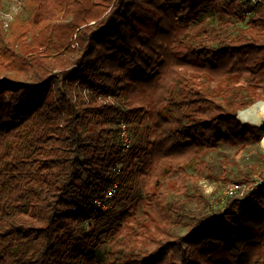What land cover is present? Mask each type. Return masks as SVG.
<instances>
[{"label": "trees", "instance_id": "16d2710c", "mask_svg": "<svg viewBox=\"0 0 264 264\" xmlns=\"http://www.w3.org/2000/svg\"><path fill=\"white\" fill-rule=\"evenodd\" d=\"M21 1L27 17L8 25L0 9V264H264V182L215 208L187 171L264 135L237 117L264 99V0ZM122 121L146 139L113 211L95 198L115 179Z\"/></svg>", "mask_w": 264, "mask_h": 264}, {"label": "rangeland", "instance_id": "374dc122", "mask_svg": "<svg viewBox=\"0 0 264 264\" xmlns=\"http://www.w3.org/2000/svg\"><path fill=\"white\" fill-rule=\"evenodd\" d=\"M0 9L6 25L15 17L26 18L28 15L21 0H1ZM133 125L136 124L133 123ZM145 139L146 134L144 131H141L134 136L133 142L139 144L144 142ZM261 140L259 143L253 142L245 148L241 145L232 146L229 144H222L217 149L207 151L204 159L208 166L201 174L196 163H193V165L187 168V171L198 179V181L190 180L188 192L193 193L195 191L194 184L196 182L197 185L201 187V191L207 194L213 206L215 208H221L226 199V189L232 183L233 176L241 173V171L253 170L255 172L254 182L260 181L262 179L260 174L264 166V148L261 144ZM179 176L180 174L176 173L173 178L177 180ZM263 181L264 179L258 182V185H255V187L257 188ZM177 185L179 187L178 183ZM140 191L142 192V190ZM185 198L186 196L181 190H173L170 194V200L178 204ZM202 205L203 204L200 202H194L190 207L193 211H198L203 207ZM111 207H113V211H119L124 207V203L123 201L116 200L115 204L113 202ZM86 224L93 226L95 221L89 220ZM95 227L97 228L96 248L101 252H106L110 248L111 242L108 226L106 227L101 223L97 224ZM171 230L179 234H186L189 231V226L186 224L172 226Z\"/></svg>", "mask_w": 264, "mask_h": 264}, {"label": "built area", "instance_id": "2783aa9c", "mask_svg": "<svg viewBox=\"0 0 264 264\" xmlns=\"http://www.w3.org/2000/svg\"><path fill=\"white\" fill-rule=\"evenodd\" d=\"M120 138L122 141V158L119 159L113 167L115 179L105 189L101 196L95 198V203L102 209L110 208L112 206V203L114 202V197L119 190L120 175L124 166V157L133 145V137L127 122L122 121L120 123ZM261 180L257 182L252 181L247 183H239L234 181L226 189V195H235L240 197L241 199H246L251 191L256 188L255 185H258V182H261Z\"/></svg>", "mask_w": 264, "mask_h": 264}, {"label": "bare ground", "instance_id": "6f19581e", "mask_svg": "<svg viewBox=\"0 0 264 264\" xmlns=\"http://www.w3.org/2000/svg\"><path fill=\"white\" fill-rule=\"evenodd\" d=\"M258 101L259 102L256 101L255 103L250 105L248 109L244 108V111L239 112L238 118L240 119V121L250 125L264 126V99H260ZM261 144L264 148V135L262 137Z\"/></svg>", "mask_w": 264, "mask_h": 264}, {"label": "water", "instance_id": "95a60500", "mask_svg": "<svg viewBox=\"0 0 264 264\" xmlns=\"http://www.w3.org/2000/svg\"><path fill=\"white\" fill-rule=\"evenodd\" d=\"M257 102H259V101H257ZM245 109H248V107L245 108ZM245 109L238 110V112H237V117H239V112L244 111ZM260 126H261V125H260Z\"/></svg>", "mask_w": 264, "mask_h": 264}]
</instances>
